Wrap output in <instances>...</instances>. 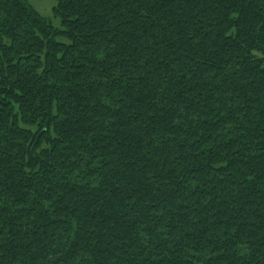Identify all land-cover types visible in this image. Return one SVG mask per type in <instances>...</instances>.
I'll use <instances>...</instances> for the list:
<instances>
[{
	"label": "trees",
	"instance_id": "16d2710c",
	"mask_svg": "<svg viewBox=\"0 0 264 264\" xmlns=\"http://www.w3.org/2000/svg\"><path fill=\"white\" fill-rule=\"evenodd\" d=\"M0 0V264H264V0Z\"/></svg>",
	"mask_w": 264,
	"mask_h": 264
},
{
	"label": "rangeland",
	"instance_id": "374dc122",
	"mask_svg": "<svg viewBox=\"0 0 264 264\" xmlns=\"http://www.w3.org/2000/svg\"><path fill=\"white\" fill-rule=\"evenodd\" d=\"M28 3L33 7L40 15L51 22L53 27H59V21L53 18V8L55 6L54 0H28ZM264 65V58H263Z\"/></svg>",
	"mask_w": 264,
	"mask_h": 264
}]
</instances>
